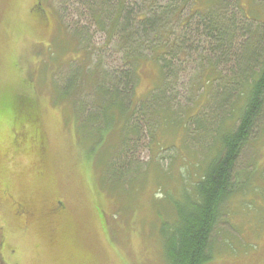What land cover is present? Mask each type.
I'll return each mask as SVG.
<instances>
[{
	"label": "rangeland",
	"instance_id": "374dc122",
	"mask_svg": "<svg viewBox=\"0 0 264 264\" xmlns=\"http://www.w3.org/2000/svg\"><path fill=\"white\" fill-rule=\"evenodd\" d=\"M88 1L0 0V196L1 190L10 191L11 197L28 202L34 213L31 224L24 225L16 220L10 202L0 198L2 264H166L162 247L156 243L160 242L155 231L160 218L156 219L152 208L162 213V190H173L168 186L179 184L164 177L162 190H157L160 177L152 164L180 171L181 159L200 163L204 156L197 151L199 141L191 135L187 141L185 136L195 129L191 117H206L202 122L210 127L211 117L222 123L232 114L216 106V97L223 91L218 86L221 80L205 88L199 83L207 72L206 61L214 57L203 36L192 33L185 50L171 62L174 70L169 80L173 83L166 95L169 108L184 122L173 131L159 128L152 142L143 119L136 118L138 123L133 119L140 127L139 136L127 144L125 156L116 154L109 162L115 173L122 172L124 186L109 183L102 160L119 142L114 134L119 118L116 115L112 132H101L97 140L89 123L82 122L93 114L90 95L79 94L75 106L62 95L71 70L77 68L71 61L78 56L86 64L83 71L87 65L86 70L108 76L128 71L122 61L124 52L115 51L116 37L107 44L105 32L92 22ZM117 1L102 6L108 17L114 15ZM145 1L126 0V5L136 10L134 6L142 7ZM251 2L242 0L245 6ZM93 6L97 8V2ZM140 41L147 43L145 38ZM78 48L80 54H73ZM141 49L143 59L134 63V101L146 97L160 80L158 64L149 58L145 44ZM220 60L214 69L220 77L238 72L236 58ZM23 97L35 103L36 129L45 146L42 160L35 146L28 145L32 137L29 126L24 125L26 134L21 138L27 141L26 149L17 151L13 141L19 149L21 142L16 126L2 111L17 99L24 101ZM257 124L236 164L237 175L248 176L247 181L241 180L246 186L224 206L211 235L212 260L208 264H264V115ZM172 145H177L176 151ZM38 171L43 173L41 178ZM155 175L158 180L153 179ZM129 180L132 184L127 185ZM55 201L62 203L63 210L50 216L49 205Z\"/></svg>",
	"mask_w": 264,
	"mask_h": 264
},
{
	"label": "trees",
	"instance_id": "16d2710c",
	"mask_svg": "<svg viewBox=\"0 0 264 264\" xmlns=\"http://www.w3.org/2000/svg\"><path fill=\"white\" fill-rule=\"evenodd\" d=\"M108 1L89 0L87 7L96 28L105 32L107 44L116 37L115 51L124 52L122 61L128 71H116L108 76L98 70H86L88 65L83 71L82 65L86 64L80 63L78 59L81 56H78L77 60L71 61L77 64V68L71 70L62 95L71 98L72 106H75L79 94L87 92L90 95L93 114L82 122L89 123V127L98 134L97 140L101 132H112L116 115L119 118L120 125L114 133L119 142L102 160L103 175L109 183L124 186L122 172L115 173L109 162L116 154L125 156L127 144L139 136L140 127L136 118L143 119L151 141L159 128L172 130L184 122L169 108V97L166 95L173 83L169 80L174 70L171 62L177 60L185 50L192 33L203 36L207 49L211 50L214 57V61H206L207 72L200 76L199 83L205 88L221 80L218 86L223 91L216 97V106L221 110H230L232 114L222 123L211 117L208 123L210 127H205V122H202V119L207 120L206 117L199 114L191 117L195 129L191 134L185 132V136L187 141L190 135L192 140L199 141L196 142V148L199 147L197 151L203 152L204 156L200 163L181 159L182 170L178 168L173 171L170 166L163 169L151 161L160 177L157 190H162L164 177L172 178L174 183L177 181L179 184L168 186L173 190H162L164 198L168 199L166 203L165 199L160 200L163 201L160 204L162 213L159 208H152L156 219L160 218L158 230L157 225L155 229L160 242L156 243L162 247L165 263L208 264L212 260L209 250L211 235L225 212L224 206L246 186L241 180H248L246 175L243 178L237 175L238 158L264 115V0H249L252 1L249 6L243 5L242 0H146L142 7L133 5L136 10L126 5V0H118L112 17H108L102 7L108 6ZM96 2L97 8L93 6ZM143 38L147 43H141ZM236 43L239 45L232 51ZM142 44H145L149 58L158 64L160 80L146 97L134 101L137 80L134 63L143 59L140 58ZM78 50L77 54H73H80L81 50ZM232 57L239 63L238 72L230 77H220L215 67L221 63L220 59ZM212 74H217V77ZM121 85L123 88L120 89ZM23 99H17L14 105L3 106L2 111L4 117L16 126L17 141L21 142L19 149L13 141L17 151L26 149L24 143L27 141L21 138L26 134L24 125L29 126L32 137L28 145L35 146L42 160L45 146L36 129L39 117L35 103L25 97ZM209 103L208 99L207 105ZM133 119L137 123L131 122ZM77 123L82 124L80 121ZM171 147L177 149V145ZM38 175L41 178L43 173L38 171ZM158 177L155 175L153 179L158 180ZM130 183L132 181L129 180L127 185ZM163 205L166 209H162ZM48 215L57 214L49 212Z\"/></svg>",
	"mask_w": 264,
	"mask_h": 264
},
{
	"label": "flooded vegetation",
	"instance_id": "af4514ba",
	"mask_svg": "<svg viewBox=\"0 0 264 264\" xmlns=\"http://www.w3.org/2000/svg\"><path fill=\"white\" fill-rule=\"evenodd\" d=\"M1 192V200L10 202V207L17 218L16 220L20 223H23L24 225L31 224V220L34 217V213L32 209L27 206L28 202L25 203L23 200H18L16 198L11 197L12 195L10 191L1 190ZM62 210L63 206L58 201L52 202V204L49 205V212L51 213H61ZM0 247H2V242H0Z\"/></svg>",
	"mask_w": 264,
	"mask_h": 264
}]
</instances>
